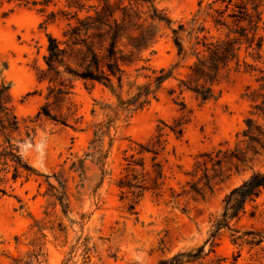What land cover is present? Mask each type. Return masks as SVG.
Masks as SVG:
<instances>
[{"label": "trees", "instance_id": "1", "mask_svg": "<svg viewBox=\"0 0 264 264\" xmlns=\"http://www.w3.org/2000/svg\"><path fill=\"white\" fill-rule=\"evenodd\" d=\"M4 3L38 7L47 15L46 22H54L59 13L67 21L62 39L48 34L46 68L38 69L37 79L48 82L49 92L31 123L35 125L46 118L77 128L83 116L77 115L69 99L75 81L85 85L100 84L111 95V102L95 101L100 105L103 118L90 124L91 137L83 154L68 158L52 174H42L20 149L25 137L32 139L35 127L18 116L11 85L0 84V181L16 183L21 180L23 185L43 176L47 183L42 194L46 199L44 216L34 218L31 235L27 236V250L11 256L10 264H48L44 251L46 230L55 239L64 236L63 246H66L69 228L75 224L80 225L81 233L70 244L62 264H93L95 258L100 259L97 244L83 232L88 216L81 213L80 221L70 217L72 197L82 200L87 181L98 180L95 192L102 187L111 174L108 162L119 120L159 100L166 83L172 79L177 83L167 93L185 111L186 93L204 104L218 98V85L232 71L244 69L254 73L258 87L247 88L252 102L251 114L264 117V0H199L197 12L176 26L155 0H65V9L58 12H48L52 0H0L1 5ZM165 27L171 31L176 60L169 67L157 68L146 53H155ZM67 103L71 104L65 113L58 116L52 112V104L63 106ZM96 112L94 107L92 113ZM187 122L182 118H175L171 124L160 120L151 137L146 141H132L133 146L124 150L115 184L120 199L128 201L130 210L134 211L147 195L156 199L164 196L168 179L169 160L165 155L169 153L168 137L170 133L177 139L183 137ZM245 124L241 133L243 139L238 141L236 150L217 149L198 156L193 171L188 173L192 181H187L182 192L177 193L169 187L173 200L183 195L204 198L215 185L229 178L232 166H225L226 163L237 160L233 165L240 171V163L253 160L264 151V124L251 116ZM249 152L251 157H248ZM213 153L217 154V159ZM221 153L223 157L219 158ZM68 160L71 162L66 167ZM94 168L98 173L89 177L88 173ZM71 182L75 183V192ZM263 196L264 169L254 171L226 195L223 209L203 244L180 250L156 264H264V201L258 202ZM248 205L252 207L250 210ZM243 217L252 221L250 227H234L233 221L239 222ZM224 230L230 231L231 242L237 247L231 258L216 253L217 238ZM15 239L20 243V237ZM211 253L215 254L214 258L210 257Z\"/></svg>", "mask_w": 264, "mask_h": 264}, {"label": "rangeland", "instance_id": "2", "mask_svg": "<svg viewBox=\"0 0 264 264\" xmlns=\"http://www.w3.org/2000/svg\"><path fill=\"white\" fill-rule=\"evenodd\" d=\"M155 1L160 8L167 11L173 26L180 21L189 20L197 12L199 2ZM64 5L65 0H52L48 12L61 11L65 9ZM46 19L47 15L40 12L38 7L0 4V84L7 82L11 85L18 116L26 124L35 127V132L31 134L32 139L25 137L20 142L22 155L40 173L52 174L68 158L83 154L91 137L90 124L103 118L100 105H96L95 101L111 102V95L100 84L85 85L82 81H75L69 99L74 105L73 109H77V115L83 116L82 123L77 128L56 124L46 118L35 125L31 123L49 92L48 82H39L37 79L38 69L46 68L48 34L62 39V30L67 24L62 13L57 15L54 22H46ZM163 32V37L155 46V53H146L151 64L157 68L169 67L176 60V49L170 38L171 31L165 27ZM262 53L264 59V44ZM131 71L135 73L133 68ZM255 76L244 69L232 71L218 85V98L204 104L186 93L185 111L167 93L177 83L172 79L166 83L159 100H154L150 106L131 116L121 117L108 162L111 174L96 192L98 180L87 181L81 201L72 197L70 217L80 221L81 213L88 216L83 232L98 246L100 259L95 258L93 264H156L180 250L204 243L212 223L223 209L226 195L241 185L254 171L264 169V151L253 160L240 163V171H236L233 165L237 160L226 163L225 166H232L229 178L215 185L213 191L208 192L204 198L194 199L192 195H183L173 200L169 187L177 193L182 192L187 181H192L188 173L193 171L200 154L217 149L236 150L238 141L243 139L241 133L246 128L245 121L248 117L264 124V117L251 114L252 102L248 98L250 90L247 88L251 87L252 90L258 87ZM71 103L63 106L52 104V112L59 116L67 111V106ZM94 107L97 109L95 115L92 113ZM175 118L188 122L183 137L177 139L172 133L168 137L169 153L165 154L169 160L166 192L160 199L147 195L132 211L128 201L120 199L119 189L115 184L124 150L133 146L132 141H146L151 137L160 120L171 124ZM241 147L244 148L245 145ZM216 155L213 153V157L217 159ZM251 156L252 153L249 152L248 157ZM220 157H223V153L219 154ZM70 162L68 160L66 167ZM208 166L211 168L212 162ZM95 173H98L96 168L88 176L92 177ZM51 180L55 183L53 178ZM71 185L75 192V183L71 182ZM46 188L47 183L43 176L23 185L21 180L16 183L0 181V189L6 192L0 191V264H10L11 256L27 250L30 226L35 224L34 218L41 219L44 216L46 199L42 194ZM262 201L264 196L258 200ZM251 208L248 205V210ZM63 221L69 224L67 218L63 217ZM251 223V220L243 217L239 222L233 221V226L244 229L250 227ZM46 233L44 251L48 264H62L70 244L81 233V229L79 224L69 228L66 246H63L64 236L55 239L50 231L46 230ZM229 235L230 231L224 230L217 238V255L231 258L232 253L237 250ZM16 236L20 237V243H17ZM208 249L209 244L206 245V250ZM243 256H246L245 252ZM210 257L214 258L215 254L211 253Z\"/></svg>", "mask_w": 264, "mask_h": 264}]
</instances>
